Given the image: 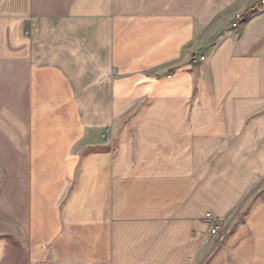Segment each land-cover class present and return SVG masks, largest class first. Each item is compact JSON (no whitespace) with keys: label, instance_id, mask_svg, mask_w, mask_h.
Here are the masks:
<instances>
[{"label":"crops","instance_id":"1","mask_svg":"<svg viewBox=\"0 0 264 264\" xmlns=\"http://www.w3.org/2000/svg\"><path fill=\"white\" fill-rule=\"evenodd\" d=\"M263 1L0 0L19 264H264Z\"/></svg>","mask_w":264,"mask_h":264},{"label":"rangeland","instance_id":"2","mask_svg":"<svg viewBox=\"0 0 264 264\" xmlns=\"http://www.w3.org/2000/svg\"><path fill=\"white\" fill-rule=\"evenodd\" d=\"M241 21L244 23L246 18L243 16ZM26 179V153L0 150V264H19L20 256L27 253L24 245L28 221ZM216 222L217 218L213 219L214 225Z\"/></svg>","mask_w":264,"mask_h":264},{"label":"built area","instance_id":"3","mask_svg":"<svg viewBox=\"0 0 264 264\" xmlns=\"http://www.w3.org/2000/svg\"><path fill=\"white\" fill-rule=\"evenodd\" d=\"M263 3H264V2H263ZM242 19H243V16H242V15L238 16V17L235 19L234 26H235V27L238 26V24H240V22H241ZM203 59H204V58H202V60H203ZM207 220L213 222V216H212V214H208V215H207ZM216 232H217V227H214V229L212 230V233H213V234H216Z\"/></svg>","mask_w":264,"mask_h":264}]
</instances>
